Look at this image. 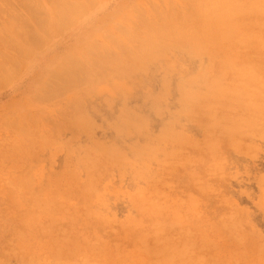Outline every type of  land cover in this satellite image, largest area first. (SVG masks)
Returning <instances> with one entry per match:
<instances>
[{
	"label": "rangeland",
	"instance_id": "rangeland-1",
	"mask_svg": "<svg viewBox=\"0 0 264 264\" xmlns=\"http://www.w3.org/2000/svg\"><path fill=\"white\" fill-rule=\"evenodd\" d=\"M67 1L0 0V264H264V0Z\"/></svg>",
	"mask_w": 264,
	"mask_h": 264
},
{
	"label": "bare ground",
	"instance_id": "bare-ground-1",
	"mask_svg": "<svg viewBox=\"0 0 264 264\" xmlns=\"http://www.w3.org/2000/svg\"><path fill=\"white\" fill-rule=\"evenodd\" d=\"M32 1H33V0H32ZM68 1H69V0H68ZM68 1H67V2H68ZM71 1H72V0H71ZM73 1H74V0H73ZM60 4H61V3H60ZM63 4H64V3H63ZM73 6H74V5H73ZM66 7H67V6H66ZM74 7H75V6H74ZM64 8H65V6H64ZM67 8H68V7H67ZM70 8H71V6H70ZM78 8H79V6H78ZM75 9H76V8H75ZM59 10H60V9H59ZM63 10H64V9H63ZM80 10H81V9H80ZM80 10H79V11H80ZM68 11H69V9H68ZM55 12H56V11H55ZM77 12H78V11H77ZM80 13H82V12H80ZM63 15H64V14H63ZM72 20H74V19H72ZM57 26H60V24H58ZM235 130H236V129H235ZM199 256H200V255H199Z\"/></svg>",
	"mask_w": 264,
	"mask_h": 264
}]
</instances>
